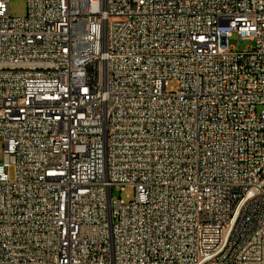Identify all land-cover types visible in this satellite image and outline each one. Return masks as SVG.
<instances>
[{
	"label": "built area",
	"instance_id": "2783aa9c",
	"mask_svg": "<svg viewBox=\"0 0 264 264\" xmlns=\"http://www.w3.org/2000/svg\"><path fill=\"white\" fill-rule=\"evenodd\" d=\"M10 1L0 264H264V0Z\"/></svg>",
	"mask_w": 264,
	"mask_h": 264
},
{
	"label": "rangeland",
	"instance_id": "374dc122",
	"mask_svg": "<svg viewBox=\"0 0 264 264\" xmlns=\"http://www.w3.org/2000/svg\"><path fill=\"white\" fill-rule=\"evenodd\" d=\"M8 12L9 16L13 18H22L25 16L26 13V3L24 0H11L8 4ZM228 44L231 48H233L236 51H243L247 48H250L252 46V42L248 40H241L236 35H233L228 39ZM3 145L0 141V164L3 161ZM14 175V169L13 167L9 170V176L10 179L13 178ZM112 195L116 199H120L124 202H128L133 197V190L129 188H125L122 191L113 190Z\"/></svg>",
	"mask_w": 264,
	"mask_h": 264
}]
</instances>
